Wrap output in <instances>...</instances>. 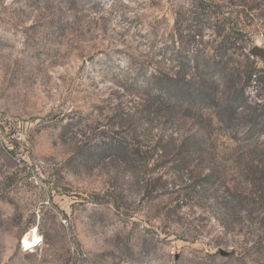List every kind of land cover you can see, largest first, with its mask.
Here are the masks:
<instances>
[{"label":"rangeland","instance_id":"obj_1","mask_svg":"<svg viewBox=\"0 0 264 264\" xmlns=\"http://www.w3.org/2000/svg\"><path fill=\"white\" fill-rule=\"evenodd\" d=\"M255 44L264 0H0V264H264Z\"/></svg>","mask_w":264,"mask_h":264},{"label":"water","instance_id":"obj_2","mask_svg":"<svg viewBox=\"0 0 264 264\" xmlns=\"http://www.w3.org/2000/svg\"><path fill=\"white\" fill-rule=\"evenodd\" d=\"M249 52L253 57L259 56L264 59V47L255 44L249 49Z\"/></svg>","mask_w":264,"mask_h":264},{"label":"trees","instance_id":"obj_3","mask_svg":"<svg viewBox=\"0 0 264 264\" xmlns=\"http://www.w3.org/2000/svg\"><path fill=\"white\" fill-rule=\"evenodd\" d=\"M246 56L248 57V59H251V57H250V55H248V53H246ZM254 63H255L254 62V59H251L250 69L247 71V80L248 81L252 80L253 75L256 74V72H255L256 70H255V67H254ZM236 101L237 100H234V102H236ZM232 107H234V106H232ZM236 108H238V107H236ZM234 109H235V107H234Z\"/></svg>","mask_w":264,"mask_h":264},{"label":"bare ground","instance_id":"obj_4","mask_svg":"<svg viewBox=\"0 0 264 264\" xmlns=\"http://www.w3.org/2000/svg\"><path fill=\"white\" fill-rule=\"evenodd\" d=\"M37 241H38V237L36 236L35 238H34V243H37ZM26 243H28V242H26Z\"/></svg>","mask_w":264,"mask_h":264}]
</instances>
